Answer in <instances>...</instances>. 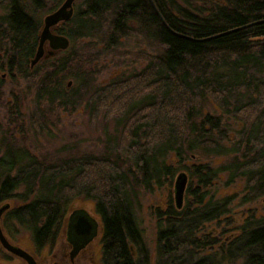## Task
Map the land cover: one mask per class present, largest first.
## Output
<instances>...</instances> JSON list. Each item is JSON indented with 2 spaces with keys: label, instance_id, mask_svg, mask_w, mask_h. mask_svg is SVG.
Here are the masks:
<instances>
[{
  "label": "trees",
  "instance_id": "obj_1",
  "mask_svg": "<svg viewBox=\"0 0 264 264\" xmlns=\"http://www.w3.org/2000/svg\"><path fill=\"white\" fill-rule=\"evenodd\" d=\"M62 1L0 0V72L31 89L33 106L24 114L12 92L7 118L20 137L0 128V202L20 200L8 215L41 236L73 201L89 200L104 262L149 264L134 205L142 191L167 187L153 208L154 264H264V213L252 207L235 225L238 193L211 190L239 183L237 205L264 199V0H77L53 29L68 47L31 67L40 15ZM128 37L150 49L137 52L144 65L99 84L100 56ZM3 96L0 85V104ZM80 107L110 123L99 151L39 155L24 144L26 118L43 132L52 110ZM180 169L188 181L177 209Z\"/></svg>",
  "mask_w": 264,
  "mask_h": 264
},
{
  "label": "rangeland",
  "instance_id": "obj_2",
  "mask_svg": "<svg viewBox=\"0 0 264 264\" xmlns=\"http://www.w3.org/2000/svg\"><path fill=\"white\" fill-rule=\"evenodd\" d=\"M3 13L4 9L0 6V15ZM40 16L42 18L43 14ZM140 51L150 52V49L141 41L140 37H128L125 38L123 40V44L113 52L108 53L105 56L101 55L102 57L100 56V58L103 61V65L100 67V71L96 75L97 82L99 84H105L119 73H129L131 71L140 69L145 63V60L142 57L137 56V52ZM48 56L49 55L45 50L44 56L41 58V62L44 63V60H46ZM0 76L3 81L0 85L4 91V100L0 104V128L8 132L10 135V131L14 130L12 132L14 136L20 137V135L15 131L14 124L8 123L7 106H9V104L7 102L11 98L10 94L13 92L21 101V111L24 114H30L33 108L31 102L32 91L31 89L24 88V86H18L15 84L12 79L4 72H0ZM69 81L71 82V80ZM51 115L53 117L51 118L52 121L50 124H47V129H45L43 132H36L35 127L30 124L27 118L25 119V127L27 128V132L24 135L23 141H25L24 144H26L29 150L36 154L50 155L54 152H57V150H59L64 145H71L76 147V149L86 152H97L103 144L104 127L107 126L110 128V123L109 125H105V123L100 118L97 120L90 118L83 107L73 111H63L61 109H56L51 111L50 116ZM1 153L2 150L0 149V154ZM180 171H184V169H180L176 172V174ZM173 183L171 187L172 191ZM241 189L242 186L239 183H235L229 187H225L222 183H219L211 188L215 194V197L229 193H238V196L234 200L232 206V214L235 215V225L240 223V217L245 213L244 211L252 207L257 209V213L259 215L264 213V199L257 202L237 205L242 193ZM167 194V187L156 189L152 193L142 191L134 205L136 220L149 250V264H154L156 257L155 252L157 227L153 208L164 204ZM5 201H10L13 206L20 204V200L18 199L4 200L1 203H4ZM75 207H83L87 209L100 221L99 216L94 210L93 202L84 199H77L72 202L67 212ZM7 214L8 213L4 215L3 219L7 232L16 234L14 235L17 237L16 240H20L23 244H25L24 240L28 232L16 224L15 221L9 220V218H7Z\"/></svg>",
  "mask_w": 264,
  "mask_h": 264
},
{
  "label": "flooded vegetation",
  "instance_id": "obj_3",
  "mask_svg": "<svg viewBox=\"0 0 264 264\" xmlns=\"http://www.w3.org/2000/svg\"><path fill=\"white\" fill-rule=\"evenodd\" d=\"M48 48L47 43L45 49ZM47 50V49H46ZM2 202V201H1ZM0 202V203H1ZM8 204L0 215V228L7 242L22 249L32 258L33 264H107L104 262L105 245L102 239L101 220L96 235L74 255H71L72 245L67 238V219L70 212L79 207L70 209L55 228H51L44 235H36L34 231L28 232L23 244L16 240V234L8 233L3 219L6 213L11 212L16 206L10 201L0 204V207ZM8 215V214H7ZM9 220L12 215H8ZM97 219V218H96ZM16 222V221H15ZM17 224V222H16ZM0 264H30L25 256L16 254L5 248L0 241Z\"/></svg>",
  "mask_w": 264,
  "mask_h": 264
},
{
  "label": "water",
  "instance_id": "obj_4",
  "mask_svg": "<svg viewBox=\"0 0 264 264\" xmlns=\"http://www.w3.org/2000/svg\"><path fill=\"white\" fill-rule=\"evenodd\" d=\"M76 0H63L62 3L53 11L45 14L42 18V27L39 34V41L34 57L30 61L33 67L44 56L45 45L47 43L46 53L53 55L56 51L64 50L69 45V39L65 35L55 33L54 27L60 22L69 20L74 12V3ZM71 84L68 81V86ZM188 176L185 171H180L175 175L173 183V199L177 209L183 204V197L187 185ZM8 206L5 204L0 207V215ZM99 220L96 219L87 209L83 207L73 209L67 219V238L72 245L71 255H74L80 248L87 244L97 233ZM0 241L8 250L25 256L30 264H33L32 258L22 249L10 245L0 228Z\"/></svg>",
  "mask_w": 264,
  "mask_h": 264
}]
</instances>
